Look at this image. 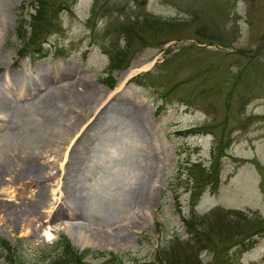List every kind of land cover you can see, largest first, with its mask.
<instances>
[{"label": "rangeland", "instance_id": "obj_1", "mask_svg": "<svg viewBox=\"0 0 264 264\" xmlns=\"http://www.w3.org/2000/svg\"><path fill=\"white\" fill-rule=\"evenodd\" d=\"M44 3L38 17L39 0L4 7L0 125L41 110L34 86L93 102L42 150L0 130V240L11 248L0 264L47 263L61 235L85 264H264V0ZM79 198L89 210L68 217ZM87 224L106 225L116 244Z\"/></svg>", "mask_w": 264, "mask_h": 264}, {"label": "bare ground", "instance_id": "obj_2", "mask_svg": "<svg viewBox=\"0 0 264 264\" xmlns=\"http://www.w3.org/2000/svg\"><path fill=\"white\" fill-rule=\"evenodd\" d=\"M9 2V0H0V20L1 18H3V10L4 7L6 5V3ZM1 24V22H0ZM14 78V77H13ZM10 81V79H9ZM14 81V84H17L16 80H12ZM51 84V83H50ZM59 89H54L51 86H45V88H41L40 87H35L34 86V92L38 91L39 95L36 96L38 99V102H41V110L39 109H32L29 110L25 109L22 112H19V114L15 117V119L17 120V123L14 126H11L9 120L5 117L3 118L4 121L8 120L5 122V124L0 125V130H10V132L8 131L7 135L10 137L11 140L18 142L19 139H24L27 141V139L31 140V144H32V150L35 148L37 149H44L47 145V141L50 142L54 139V129H56L58 126L63 125L66 121L68 122V119H72V117L74 118V122L72 123V125H77L79 124L81 121V117L79 116V118H75L76 117V111H78L77 109H83L84 106L89 107L90 104L93 102L92 98H88L85 101H83L84 99H80L79 95H81L83 92L81 91L80 93H76L74 91H65L64 89H61L60 91H57ZM84 96V94H83ZM78 100H77V99ZM60 102L62 104L61 109H57L55 107L56 102ZM55 103V104H54ZM64 106H66L65 108H63ZM48 108H56V112H54L53 114H48ZM86 110V109H84ZM0 114H1V108H0ZM119 114V113H117ZM139 114V113H136ZM140 115V114H139ZM139 115H137V117L135 116V118L132 116L130 117V115H127V120L131 123V127L133 129V131L135 133L140 132V128H144V126L142 125ZM32 116H36L38 117L39 121L38 124H33L31 118ZM1 119V118H0ZM2 119V120H3ZM20 124V125H19ZM14 127V128H13ZM20 132V133H19ZM5 133V132H4ZM30 142V141H29ZM34 145V146H33ZM90 150L88 142L86 141L84 143V145L81 148V151L79 153V155H82L83 157H86L88 154V151ZM85 155V156H84ZM82 156L81 159H82ZM80 159V160H81ZM156 158L154 156H150L149 157V167L146 170V175L144 177V180L146 179H151L154 176V167L152 168V166H155V162ZM152 164V165H151ZM31 166V165H30ZM40 168L37 167V165H34L31 167V169L29 168L28 174L29 176H33L34 174H38L40 173ZM78 171V170H77ZM147 180V181H148ZM140 192L142 193V188L140 187L138 189ZM144 193H146V190H143ZM146 197V196H142V195H137L135 197V199L133 200V206H132V211L138 212L139 210V204L141 203V200ZM147 198V197H146ZM85 198H79V200L77 201H73L72 199H70L68 201V204L66 205L69 209V215L68 217H77V216H81V213L88 211V207L90 208L89 205V201H85ZM18 219V218H17ZM141 219V218H140ZM13 223V225H16L15 221L12 220L11 221ZM18 224V223H17ZM106 225L104 226H100V228H91L88 224L84 225V226H79L80 229H87V232L89 233L90 237L92 239L95 240H101L105 242L108 241H112L114 242V244H116L117 238H115V234L117 235L118 230L121 229V227L119 226H115L114 223L111 224V233H115L112 234L110 236V232L109 235H107L106 232ZM15 227V226H14ZM108 227V226H107ZM74 230H76V228H74ZM117 231V232H116ZM36 234L39 238L45 240V241H51L53 237H51L47 232H45L42 228H40L39 226L36 229ZM67 234V233H66ZM68 238L70 239V241L73 243L71 236H69V234L67 235ZM110 237V238H109ZM121 241V240H119Z\"/></svg>", "mask_w": 264, "mask_h": 264}, {"label": "trees", "instance_id": "obj_3", "mask_svg": "<svg viewBox=\"0 0 264 264\" xmlns=\"http://www.w3.org/2000/svg\"><path fill=\"white\" fill-rule=\"evenodd\" d=\"M39 4H40V7H38L36 10L37 17L40 16V14L44 16L46 13L45 12L46 7H45L44 0H39ZM42 19L43 17L39 18V21ZM112 69L110 71H112ZM69 243L70 242L68 241V239H66L65 236L63 235L59 236V239L48 248V254L53 257L50 260H48L47 263H45L47 257L44 258L41 264H85L83 262V259L86 253L84 252V253L77 254L71 249ZM0 244H1L0 251L1 250L3 251L11 250L10 246L7 244L6 241L0 240ZM196 244H199V243H196ZM169 259H172V258H169ZM17 262L19 264H29L21 255H17Z\"/></svg>", "mask_w": 264, "mask_h": 264}]
</instances>
